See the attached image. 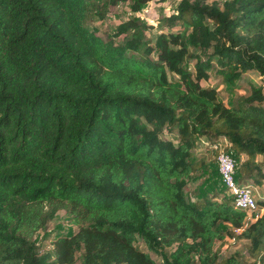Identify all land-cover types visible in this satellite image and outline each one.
<instances>
[{"label":"trees","instance_id":"1","mask_svg":"<svg viewBox=\"0 0 264 264\" xmlns=\"http://www.w3.org/2000/svg\"><path fill=\"white\" fill-rule=\"evenodd\" d=\"M102 1L0 0V264H264V195L184 192L224 139L263 186L264 0H180L168 30L134 16L117 41L88 20L127 0ZM60 211L77 231L39 245Z\"/></svg>","mask_w":264,"mask_h":264},{"label":"rangeland","instance_id":"2","mask_svg":"<svg viewBox=\"0 0 264 264\" xmlns=\"http://www.w3.org/2000/svg\"><path fill=\"white\" fill-rule=\"evenodd\" d=\"M138 1L140 0L119 2L106 13L104 18H100L96 15L91 16L88 20V25L104 39H110L115 37L117 27L121 23L134 16H140L142 21L153 26L147 29V36L149 38H155L162 30H168L164 17L175 13L180 2V0H150L141 5L138 11H135L133 7L137 5ZM212 1L221 2V0ZM102 2V0H99V4L102 5ZM172 29H180V25L173 26ZM114 39L117 41L119 38ZM153 57L155 58V54H153ZM250 77L254 78L256 81L260 80V77L254 73H252ZM202 84L204 86L211 85L217 87L220 90L219 98L228 105L233 104L241 94L245 93L242 88L222 84L221 80L216 77H211L207 81H202ZM165 135L170 139L175 138L174 134L166 133ZM202 150L203 148H200L195 152L199 153ZM235 158L238 164L244 160V156H236ZM256 188L257 197L264 195V183L263 187L256 186ZM215 189L218 192H222L226 197L230 196V192L221 181L217 162L211 163L209 169L202 167L197 170L187 181L184 192L189 199L196 200L205 195H212ZM76 231L77 227L69 223L64 211H60L58 216L47 225L46 229L36 235L35 240L39 245L44 243L50 246L51 240L55 239L57 236H70ZM239 249H242V245L229 239L221 255H228Z\"/></svg>","mask_w":264,"mask_h":264},{"label":"built area","instance_id":"3","mask_svg":"<svg viewBox=\"0 0 264 264\" xmlns=\"http://www.w3.org/2000/svg\"><path fill=\"white\" fill-rule=\"evenodd\" d=\"M204 144H208L202 141ZM226 139L212 146L219 150L217 164L223 185L233 196L234 207L241 210L252 211L257 205V188L252 184H240L237 180V159L232 150L226 149Z\"/></svg>","mask_w":264,"mask_h":264},{"label":"crops","instance_id":"4","mask_svg":"<svg viewBox=\"0 0 264 264\" xmlns=\"http://www.w3.org/2000/svg\"><path fill=\"white\" fill-rule=\"evenodd\" d=\"M263 187V186H262Z\"/></svg>","mask_w":264,"mask_h":264}]
</instances>
